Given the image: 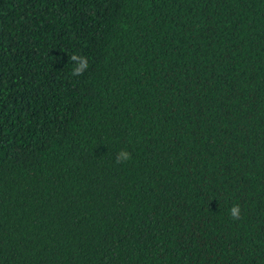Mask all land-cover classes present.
I'll return each instance as SVG.
<instances>
[{
  "label": "trees",
  "instance_id": "1",
  "mask_svg": "<svg viewBox=\"0 0 264 264\" xmlns=\"http://www.w3.org/2000/svg\"><path fill=\"white\" fill-rule=\"evenodd\" d=\"M0 264H264V0H0Z\"/></svg>",
  "mask_w": 264,
  "mask_h": 264
},
{
  "label": "clouds",
  "instance_id": "2",
  "mask_svg": "<svg viewBox=\"0 0 264 264\" xmlns=\"http://www.w3.org/2000/svg\"><path fill=\"white\" fill-rule=\"evenodd\" d=\"M72 58L75 59L76 56H73ZM86 67H87V60L84 58H81V63L79 64L77 68L73 70V75L82 74L83 71L86 69ZM129 159H131V153L125 150H121L116 156V163H123L125 161H128ZM230 215L234 219H238L240 216V206L233 205L230 209Z\"/></svg>",
  "mask_w": 264,
  "mask_h": 264
}]
</instances>
